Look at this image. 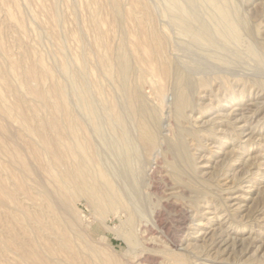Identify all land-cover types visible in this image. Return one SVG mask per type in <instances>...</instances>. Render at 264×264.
<instances>
[{"label":"rangeland","instance_id":"obj_1","mask_svg":"<svg viewBox=\"0 0 264 264\" xmlns=\"http://www.w3.org/2000/svg\"><path fill=\"white\" fill-rule=\"evenodd\" d=\"M229 4L239 19V46L218 36L211 46L182 35L165 16L164 0H0V264H264V0ZM188 6L216 31L210 4ZM119 45L130 61L138 114H129L102 64ZM68 73L85 81L96 104L107 95L122 103L138 159L123 157L124 134L115 136L112 125L104 127L112 143L101 139ZM183 75L192 79L184 119L176 110ZM56 84L65 87L83 130L80 143L89 140L99 170H110L143 226L160 227L140 235L144 244L130 252L122 237L127 212H113L103 223L84 198L72 203L71 214L92 222L90 246L82 239L72 256L58 254L37 233L35 219L43 213L37 192L53 191L64 172L55 141L68 117L53 110ZM146 128L153 146L144 140ZM130 166L140 171L138 185L124 172Z\"/></svg>","mask_w":264,"mask_h":264},{"label":"bare ground","instance_id":"obj_2","mask_svg":"<svg viewBox=\"0 0 264 264\" xmlns=\"http://www.w3.org/2000/svg\"><path fill=\"white\" fill-rule=\"evenodd\" d=\"M189 1L190 0H164L165 16H167L169 19L172 20L173 24L176 26V28L179 30V32L182 35H185L191 38L196 43H206L211 46L214 45L215 37L218 36L222 38L224 41H230L231 43L235 42V45L236 43H238V46H239L240 44L239 42H241L240 41L241 33H240L239 19L236 13L234 12V10L231 9L229 0H204L205 2H207L208 4L212 6V8L214 9L217 15L216 17L217 29L215 32H212V30L210 29L211 27L205 24L206 22L205 23L202 22L197 17L198 15L196 16V13L194 14V11H192L191 8L188 6ZM118 3L116 4L118 5ZM163 50H164V46L160 45V51H163ZM254 50L256 49L254 48ZM250 52H253L251 48H250ZM215 56H216V53H215ZM216 60L218 61V59ZM102 64L104 65V68L107 74L110 76V78H112L116 82L117 88L119 89L122 96L124 97L125 106L127 110L129 111V114L133 115L136 112L135 105H136L137 99L135 98L136 96L133 95L132 89L129 84L130 61H129L128 55L123 45H119L118 49L113 54L111 53L106 54L102 58ZM69 75L71 77L74 92L78 98L80 107L82 111H84V113L86 114L87 116L86 118H88L90 121L94 123L97 132L101 136V139L108 145L112 143L108 139L106 132L104 131L105 130L104 127L106 124L112 125L111 131L115 136H117L118 138H121L120 137L121 131L124 134L126 142L123 145L122 144L120 145V152L123 155V157L127 158L129 156H135L138 159L139 152H138L137 147L133 145L132 138L130 137L129 131L127 130V125H126L127 116L125 112L123 111L124 107L121 103V99H120V103L123 108H121L120 104L115 103V101L112 99L110 95H107L105 101L101 105L96 104V102L95 101L93 102L92 99L89 97L88 90H87L88 86L86 87L85 81H83V79L77 74H69ZM191 80L192 79H190V77L183 75L180 77V82H181L180 86L177 85L179 87V90H177L176 92L177 94L176 95L177 96L176 110L180 115L184 114V112L182 113V111L185 109V107H187V105L190 102L187 88L189 86H192L191 85L192 82H190ZM199 82H201L200 84L202 86L206 85L205 81H199ZM195 89L194 90L192 89L193 92L195 91ZM53 94L56 98V102L54 101L52 103L53 110H59L61 112L62 114V116L60 117L61 120H63V115L65 113L68 117V125L66 126L65 123L62 121L63 128L57 131L60 138L58 139V141H55L56 144L59 145V147L61 146V148L58 149L56 165L59 166L61 171H64V172L59 173V176H58L59 182L53 191H50V190L46 191L47 190L46 189V190H39L37 192V194L41 198L42 204L40 207L42 209L41 211L43 212L41 214L42 216H39L38 218L35 219L37 233L41 237H44V239L50 243L49 250L53 251L54 253H58V254H66L68 256H72L73 249L77 248L78 241L82 239L88 246H90L91 243L94 242V238L91 233L92 232V225H91L92 222L91 224L89 223L87 224L85 223L86 221H84L85 219L84 220L82 219L83 217H80L78 215L77 218H75L71 214L72 203H74L75 201L79 199L82 200V198H84L85 200L89 202V204H91L94 210L93 212H95L97 219H99V221L101 220V222L103 223H106V219L113 212L115 213H119L123 211L127 212L126 213L127 219L123 223L125 225L124 226L125 229L122 234V237L126 245L128 246L127 252H130L132 249L136 248L138 245L144 244L141 242L140 235H144V237H148L150 234L153 233L154 230H157V228L160 229V227L156 226V229H155L154 227L155 224L153 227H151V225L150 227L149 226L145 227L141 224L140 211L138 210V207L128 206L127 201L129 199L126 198L123 192L124 188L121 189L122 187L120 188V186L118 187L115 184L114 182L115 180L109 169L104 168L102 170H99L98 160L97 159L94 160L92 155L89 153V150L93 149V147L89 143V140L83 136L84 143H80V134L83 132V130L77 120V117L72 113V111L68 107V103L66 100L67 93H66L65 87L61 84H56ZM159 95L162 96L163 92L159 91ZM191 95H192V92H191ZM39 97L46 103L49 98L45 93H40ZM116 102H119V101L116 100ZM102 110L106 112L105 115L102 114L101 112ZM136 114L138 113L136 112ZM145 115L146 114H144V117ZM184 117L185 116L183 115L182 118L184 119ZM138 118L139 116L137 117V119ZM146 118L148 117L146 116ZM53 120L56 121L58 120V118L53 117ZM116 125H118L119 127L118 129L115 128ZM143 133H144L143 134L144 140L150 146L151 145L153 146L154 142L152 141V136L148 133L147 128ZM194 135L196 136V134H193V136ZM182 139H184V135ZM65 141L71 142L72 145H70V147L67 148ZM177 143L180 144L181 141L179 142V140H177ZM177 146L179 147V145ZM180 147L176 149H178V151H181ZM43 149H44L45 154L48 155L49 154L48 150L46 148H43ZM185 149H187V147ZM185 149L183 148V150ZM84 150L88 151L86 156L83 155ZM185 152L187 151L185 150ZM97 154L98 152L96 153V151H93L94 157L99 155ZM185 157H188V156L186 155ZM131 161H133L132 158H131ZM121 171H123V169ZM124 172L128 175V178L130 179L131 184H135V185L139 184L138 180H139L140 171L138 170L137 167L130 166L128 169L125 167ZM118 176L119 175L117 174V176L115 177H118ZM122 183H124V181ZM129 190H131V192L134 191L132 187H129ZM34 239L36 238L34 237ZM105 239H106L105 236L101 237V240H105ZM133 264H137V263L134 261Z\"/></svg>","mask_w":264,"mask_h":264}]
</instances>
